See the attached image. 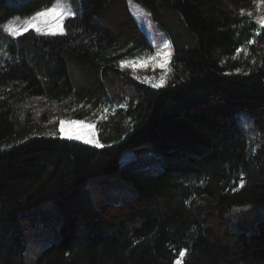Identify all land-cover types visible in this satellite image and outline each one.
Wrapping results in <instances>:
<instances>
[{
	"label": "trees",
	"instance_id": "obj_1",
	"mask_svg": "<svg viewBox=\"0 0 264 264\" xmlns=\"http://www.w3.org/2000/svg\"><path fill=\"white\" fill-rule=\"evenodd\" d=\"M132 1L171 42L160 88L120 66L152 49L128 0L0 35V264H264V27L244 14L264 0ZM54 2L0 0V33ZM51 211L58 239L27 259Z\"/></svg>",
	"mask_w": 264,
	"mask_h": 264
},
{
	"label": "rangeland",
	"instance_id": "obj_2",
	"mask_svg": "<svg viewBox=\"0 0 264 264\" xmlns=\"http://www.w3.org/2000/svg\"><path fill=\"white\" fill-rule=\"evenodd\" d=\"M25 1L27 0H7V3L9 5H18ZM67 2L70 4L71 9L75 11L76 15H80L86 9L88 5V0H67ZM128 7H129V11L131 15L136 20L139 28L146 34L147 39L150 45L152 46V49L147 50L146 52H144L138 57L155 56L157 52H161V53L169 52L171 54L172 48H171V42L168 36L155 22L151 20L147 11L143 9L138 3L132 0H128ZM256 11H257L255 13L256 15L250 11H247V12L243 11V12L247 16L246 20H248L249 22L255 23L256 26L258 27H262L257 22L258 17L264 16V11L261 9V4L257 5ZM20 18L21 20H23L26 17H20ZM62 23L63 22L53 27L54 33H61ZM29 29L35 30L34 28H31V27ZM41 33L50 34V33H44V32H41ZM0 35L7 39L12 37L10 34L6 33L3 30V28L1 29ZM165 43L169 45L168 48L164 47ZM171 55H170V58L168 59H164L162 57L156 60L155 62H153L152 60H148V59L138 60V57H135L133 59L124 60L125 64L123 66H121L120 64V66L123 68H129L132 71L136 79L137 77H139V79L137 80L152 87L151 81L155 80L159 82L162 74H166V76H168V72H169L168 69L170 68ZM146 80L149 82H145ZM110 112H112L111 109L106 110L104 113V116H106V113H110ZM100 116L103 117V114H100ZM241 117L246 118V115H242ZM65 121H71V120L66 119ZM236 124L240 128V130L243 131V133L246 135L248 139L253 138L254 135L252 132V126L248 124V122L246 123L245 120L241 119V121L236 122ZM88 125H92V126L88 127ZM59 128H60V123H59ZM96 129H97L96 125L91 122H85L84 124H74V125L65 124L66 133H74L82 137V139L80 140L71 139V141L84 143V144H87L93 147H101V146H98L96 143L98 142L99 145H102V143L97 138ZM60 137L67 139L65 137H62L61 135ZM86 141H92V143H87ZM131 154H134V153L128 152L123 156V158L124 157L127 158ZM57 223H58L57 214H55L52 211L47 212L45 214L43 221H42V224L44 225V228H43L44 230L41 233H37L31 239L30 244L28 245L26 255H25L27 259H30L31 257L36 256L44 247H46L50 243L57 241L58 239ZM183 257L180 256L179 259H182ZM179 261L180 260H177L176 264Z\"/></svg>",
	"mask_w": 264,
	"mask_h": 264
},
{
	"label": "snow or ice",
	"instance_id": "obj_3",
	"mask_svg": "<svg viewBox=\"0 0 264 264\" xmlns=\"http://www.w3.org/2000/svg\"><path fill=\"white\" fill-rule=\"evenodd\" d=\"M76 13L74 10L71 9L70 4L67 2V0H55V3L51 4V7H47L44 9H41L40 11L35 12L33 15L24 18L21 20L19 16L14 17L12 19H9L5 24L2 25L3 30L10 34L12 37H18L23 34V32L27 31L30 27L34 28L36 32L41 33H50V34H55L53 32V27L55 25L60 24L65 20L67 17H72L75 16ZM257 22L264 27V16L258 17ZM61 32H63V29H61ZM251 42V41H250ZM165 48H168L169 45L165 43L164 45ZM240 49H237V52H239ZM170 53L165 52H157L155 56H148V57H138V60H152L155 62L156 60L160 58L168 59L170 58ZM121 66L125 64L124 60L120 61ZM163 66V65H162ZM168 71H171V69H168ZM237 71H240V69H237ZM139 79V77H137ZM167 76L166 74H162L160 77V81L157 82L155 80L151 81L152 87L154 88H160L163 83H166ZM149 82V81H145ZM60 128H59V133L62 137H65L67 139H76L80 140L82 137L80 135L74 134V133H66L65 132V124H84L85 122L82 120H71V121H65V120H60ZM92 125H88V127H91ZM48 135L55 136L57 133L52 132L48 133ZM87 143H92V141H86ZM98 146H103L99 145L98 142H96ZM240 184H244L243 178L240 179ZM235 190V189H234ZM184 251L180 252V256H184ZM179 264V262H177Z\"/></svg>",
	"mask_w": 264,
	"mask_h": 264
},
{
	"label": "crops",
	"instance_id": "obj_4",
	"mask_svg": "<svg viewBox=\"0 0 264 264\" xmlns=\"http://www.w3.org/2000/svg\"><path fill=\"white\" fill-rule=\"evenodd\" d=\"M3 40L0 38V59L3 58L5 56V53H4V46L2 44ZM95 124V123H94ZM59 129V128H58ZM96 132H97V129H96Z\"/></svg>",
	"mask_w": 264,
	"mask_h": 264
}]
</instances>
